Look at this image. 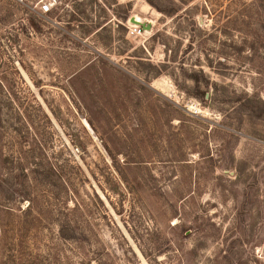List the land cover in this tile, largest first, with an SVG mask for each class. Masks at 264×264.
I'll return each mask as SVG.
<instances>
[{
    "label": "rangeland",
    "instance_id": "rangeland-1",
    "mask_svg": "<svg viewBox=\"0 0 264 264\" xmlns=\"http://www.w3.org/2000/svg\"><path fill=\"white\" fill-rule=\"evenodd\" d=\"M46 1L0 0V264H264V0Z\"/></svg>",
    "mask_w": 264,
    "mask_h": 264
},
{
    "label": "built area",
    "instance_id": "built-area-1",
    "mask_svg": "<svg viewBox=\"0 0 264 264\" xmlns=\"http://www.w3.org/2000/svg\"><path fill=\"white\" fill-rule=\"evenodd\" d=\"M53 7H54V3L52 2V0H48L42 3V5L40 6V11L42 14L47 15L52 12Z\"/></svg>",
    "mask_w": 264,
    "mask_h": 264
},
{
    "label": "water",
    "instance_id": "water-1",
    "mask_svg": "<svg viewBox=\"0 0 264 264\" xmlns=\"http://www.w3.org/2000/svg\"><path fill=\"white\" fill-rule=\"evenodd\" d=\"M129 21L131 24H134L137 27L142 28L144 31H149V32L151 31V23L146 24V23L138 22L135 17H131Z\"/></svg>",
    "mask_w": 264,
    "mask_h": 264
}]
</instances>
